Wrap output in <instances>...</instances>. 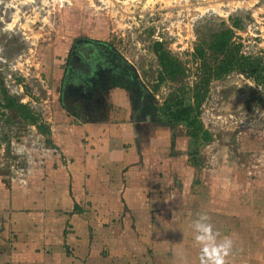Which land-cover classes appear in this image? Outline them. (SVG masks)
Here are the masks:
<instances>
[{"label": "crops", "instance_id": "obj_1", "mask_svg": "<svg viewBox=\"0 0 264 264\" xmlns=\"http://www.w3.org/2000/svg\"><path fill=\"white\" fill-rule=\"evenodd\" d=\"M100 102L81 122L60 98L48 126L27 125L24 173L0 171V264H199L201 215L232 241L225 264H264V129L223 120L199 141L137 113L129 89Z\"/></svg>", "mask_w": 264, "mask_h": 264}, {"label": "rangeland", "instance_id": "obj_2", "mask_svg": "<svg viewBox=\"0 0 264 264\" xmlns=\"http://www.w3.org/2000/svg\"><path fill=\"white\" fill-rule=\"evenodd\" d=\"M237 17L240 28L232 26ZM227 28L233 31L231 44L216 53L202 37ZM79 38L104 42L76 49L90 63L86 74L69 65ZM117 72L133 82L137 113L181 123L199 141H212L223 120L238 131L264 129V0H0V80L42 127L53 120L60 98L81 122L101 115V93ZM177 101L199 104L198 116L171 122L165 108ZM32 124L0 111V171L24 173V144L32 145L25 143L32 139L26 127ZM260 137L255 157L262 163ZM218 148L211 152L221 154Z\"/></svg>", "mask_w": 264, "mask_h": 264}, {"label": "trees", "instance_id": "obj_3", "mask_svg": "<svg viewBox=\"0 0 264 264\" xmlns=\"http://www.w3.org/2000/svg\"><path fill=\"white\" fill-rule=\"evenodd\" d=\"M241 18H235L233 25L235 28H240L241 27ZM233 31L232 28H227V29H220L216 30L213 33L209 34L208 36H203L202 38L204 41L208 43V46L211 50L214 52L218 53H223L226 51L228 46L231 44V37H232ZM94 44L95 46L98 44H103L104 42L99 41V40H91L88 38H79L76 40L74 43L72 50H71V56L69 58V65L72 68V70L76 73H83L86 74V71L89 69L90 63L88 62L87 59L83 58L77 51L76 49L79 48L80 45H86V44ZM93 46V45H92ZM161 58L163 59L165 56L161 53ZM239 64V63H238ZM236 65V64H235ZM244 64L239 65V68L242 71H246L247 65L243 66ZM234 66V65H233ZM230 68H224L222 72H227L229 71ZM179 71L172 72L174 76L178 73ZM127 80V83H124L125 80ZM124 80V82H123ZM111 87H123L126 89L131 90L133 86V82L129 81L128 78L123 74V72H117L116 74L112 75L111 82H110ZM0 89L2 90V94H0V111L1 110H8L14 115H17L19 117H25L26 119H31L32 122L35 121L34 114L31 113V110L27 105L19 104L18 99L16 97H12L8 95L6 89L3 86V82L0 80ZM175 95L173 94L170 100H174ZM199 103V102H197ZM166 112L168 114V117L170 118L169 120L171 122H180L183 120H189V118L193 117V113H195V116H198L199 113V104L196 106L193 105H184L181 104V102H176L175 105L171 106L168 104L166 106ZM195 118V117H194Z\"/></svg>", "mask_w": 264, "mask_h": 264}, {"label": "clouds", "instance_id": "obj_4", "mask_svg": "<svg viewBox=\"0 0 264 264\" xmlns=\"http://www.w3.org/2000/svg\"><path fill=\"white\" fill-rule=\"evenodd\" d=\"M192 227L194 240L200 246L199 264H225V257L232 247L231 239L226 237L218 240V233L206 215H201Z\"/></svg>", "mask_w": 264, "mask_h": 264}, {"label": "bare ground", "instance_id": "obj_5", "mask_svg": "<svg viewBox=\"0 0 264 264\" xmlns=\"http://www.w3.org/2000/svg\"><path fill=\"white\" fill-rule=\"evenodd\" d=\"M27 2H29L30 0H26ZM16 18V17H15ZM14 21V20H13Z\"/></svg>", "mask_w": 264, "mask_h": 264}]
</instances>
